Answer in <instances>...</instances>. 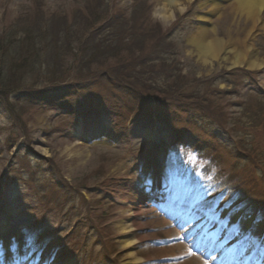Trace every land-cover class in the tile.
<instances>
[{
  "label": "rangeland",
  "instance_id": "obj_1",
  "mask_svg": "<svg viewBox=\"0 0 264 264\" xmlns=\"http://www.w3.org/2000/svg\"><path fill=\"white\" fill-rule=\"evenodd\" d=\"M208 1L0 0V264L264 263V229L256 227L264 221V67L197 55L189 41L200 15L226 40H244L251 27L228 0H214L217 9ZM109 17L124 22L132 51L118 60L79 50L77 40ZM155 25L172 32L160 48L177 52L185 95L198 102L159 95L119 119L108 100L114 91L99 79L113 73L98 63L148 56ZM50 34L47 46L38 42ZM249 44L264 59L261 31ZM178 105L186 113L176 121ZM178 172L196 198L168 199ZM142 195L133 221L143 227L123 237L124 198ZM193 226L209 233L207 243L229 231L231 243L221 246L232 253L203 255L185 233ZM133 235L142 240L123 249ZM132 251L143 262L130 263Z\"/></svg>",
  "mask_w": 264,
  "mask_h": 264
},
{
  "label": "trees",
  "instance_id": "obj_2",
  "mask_svg": "<svg viewBox=\"0 0 264 264\" xmlns=\"http://www.w3.org/2000/svg\"><path fill=\"white\" fill-rule=\"evenodd\" d=\"M119 17L104 18L99 24L95 21L93 27L92 24L89 25V27H92L89 32L85 33L83 37H80L77 40V44L79 43V50L90 54V56L98 54L99 56L104 55L105 57H111L114 59L118 58V60L123 57L122 55L124 53L131 52L132 49L129 48V46H131L130 41L133 36L121 32V30L126 29V26L123 24L124 22H120ZM153 30L155 36L151 38V32ZM171 33V31L166 33L160 28V26L155 25V27L148 31L149 40H147V44L150 47L148 52L151 54H147L148 56L141 57L140 59L131 57L129 60L125 59L123 61H117L114 65L105 63L103 65L98 63V66L100 65L101 68L109 71L107 73H113L109 78L101 77L99 79L101 85L106 84L112 87L114 94L108 100L114 102V106L117 108L114 111L119 119L125 120L124 118L139 113L144 104L147 103V101L150 102V97H154L159 101V95L173 99V94L183 101L188 100L190 103L189 105H186L189 107H191V102H198L194 99V96L187 97L185 95L186 90L184 89H187V87L182 83L183 77L180 76V64L178 63L179 58L177 52L160 48L163 42L168 41ZM52 35L53 34H50L48 38L47 35L41 37L38 42L47 46L46 43ZM24 37L23 41L36 43L30 35H24ZM9 44H13V42H10ZM105 50H108V52ZM170 63H173L172 65L174 66H170V68L167 69L166 66ZM157 64L160 65V68H158ZM5 67L6 66L2 65V62H0V71L1 69H5ZM6 70L16 71V68L8 67ZM171 73H173V75H171ZM0 74H4V72ZM103 74H106L105 71H103ZM92 77L96 76L92 75ZM97 79L98 78L89 80L91 82H98L96 81ZM170 83H172V85H170ZM24 89L26 88L23 87L22 90ZM9 96H11V94H9ZM16 99L19 100L18 98ZM175 101L178 102L177 100ZM18 102H21V100ZM97 102L104 103L100 98ZM101 106L104 107L103 105ZM177 108L178 111L176 113L172 112V116L174 118L176 117V121H179L180 117L184 115L186 111L181 105H178Z\"/></svg>",
  "mask_w": 264,
  "mask_h": 264
},
{
  "label": "bare ground",
  "instance_id": "obj_3",
  "mask_svg": "<svg viewBox=\"0 0 264 264\" xmlns=\"http://www.w3.org/2000/svg\"><path fill=\"white\" fill-rule=\"evenodd\" d=\"M230 2L229 9L235 14L243 16L246 22L245 25L251 26V30L244 29L247 32L244 40L239 37H232L226 40L225 38H220L218 33L214 28L209 27L207 16L200 15L198 18L200 20V25L197 28L196 33L190 39L189 43L195 49L197 55L203 59L204 63L215 61L218 59H223L231 63L232 67H243L245 66L249 70L263 69L264 59L258 56L257 50L254 48L253 44H249V40L252 38L254 30H259L264 34V21L261 18V13L264 10V0H228ZM169 6H174L176 0H164ZM211 7L217 9L218 4L209 0ZM166 14V13H165ZM166 16L162 15V18ZM167 19V18H165ZM245 28V27H244ZM242 31L237 30V34L240 35ZM153 185V182H148V186L145 192H149V189ZM145 195L124 198L128 203V207L123 210V214L126 219V224L120 226V235L123 237L127 235H132L133 232L141 229L142 224L133 221L135 215L141 213V203L145 200ZM132 203V204H131ZM133 205V207H132ZM124 224V223H123ZM129 237V236H127ZM142 238L133 235V240L124 241L123 249H132L135 244L141 241ZM127 259L130 263H140L143 259H138V257L132 253L128 254Z\"/></svg>",
  "mask_w": 264,
  "mask_h": 264
},
{
  "label": "snow or ice",
  "instance_id": "obj_4",
  "mask_svg": "<svg viewBox=\"0 0 264 264\" xmlns=\"http://www.w3.org/2000/svg\"><path fill=\"white\" fill-rule=\"evenodd\" d=\"M241 226L243 227V222H242ZM249 227H251V225ZM256 227L258 229H264V221H261L260 224H257L256 225Z\"/></svg>",
  "mask_w": 264,
  "mask_h": 264
}]
</instances>
